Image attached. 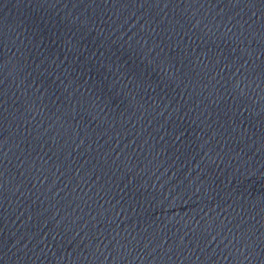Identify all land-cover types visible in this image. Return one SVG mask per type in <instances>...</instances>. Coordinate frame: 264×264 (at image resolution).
I'll use <instances>...</instances> for the list:
<instances>
[{"label": "water", "instance_id": "95a60500", "mask_svg": "<svg viewBox=\"0 0 264 264\" xmlns=\"http://www.w3.org/2000/svg\"><path fill=\"white\" fill-rule=\"evenodd\" d=\"M0 264H264V0H0Z\"/></svg>", "mask_w": 264, "mask_h": 264}]
</instances>
